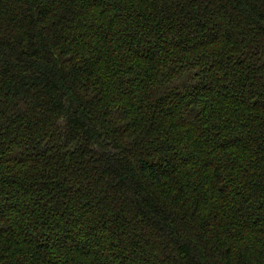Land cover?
<instances>
[{"label": "trees", "instance_id": "1", "mask_svg": "<svg viewBox=\"0 0 264 264\" xmlns=\"http://www.w3.org/2000/svg\"><path fill=\"white\" fill-rule=\"evenodd\" d=\"M0 264H264V0H0Z\"/></svg>", "mask_w": 264, "mask_h": 264}]
</instances>
